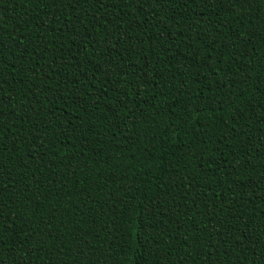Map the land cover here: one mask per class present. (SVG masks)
I'll use <instances>...</instances> for the list:
<instances>
[{
	"label": "trees",
	"instance_id": "16d2710c",
	"mask_svg": "<svg viewBox=\"0 0 264 264\" xmlns=\"http://www.w3.org/2000/svg\"><path fill=\"white\" fill-rule=\"evenodd\" d=\"M0 264H264V0H0Z\"/></svg>",
	"mask_w": 264,
	"mask_h": 264
}]
</instances>
